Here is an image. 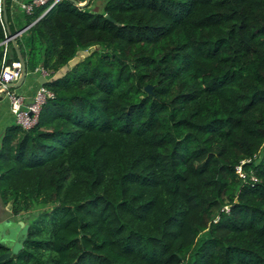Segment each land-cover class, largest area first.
I'll return each instance as SVG.
<instances>
[{
    "label": "trees",
    "instance_id": "obj_1",
    "mask_svg": "<svg viewBox=\"0 0 264 264\" xmlns=\"http://www.w3.org/2000/svg\"><path fill=\"white\" fill-rule=\"evenodd\" d=\"M76 2L15 30L5 0L12 34L34 22L27 72L90 52L0 136V201L26 216L0 264H264V0Z\"/></svg>",
    "mask_w": 264,
    "mask_h": 264
},
{
    "label": "built area",
    "instance_id": "obj_2",
    "mask_svg": "<svg viewBox=\"0 0 264 264\" xmlns=\"http://www.w3.org/2000/svg\"><path fill=\"white\" fill-rule=\"evenodd\" d=\"M59 1L60 0H12V5L13 7L22 10L28 15L32 14L36 8L43 6L45 9L40 16L42 17ZM4 7L5 0H0V21L3 26ZM20 34L21 32H18L13 36H9L7 33H5V38L1 42L4 48L2 55V66L0 69V96L7 98L9 102V111L14 118V122L22 129L28 130L38 123L42 106L47 101V99L54 97V93L44 84H39L33 95L28 98L25 94L17 93L12 87L8 86L9 83H15L18 80L22 70V63L19 60L12 61L10 64H5V58L9 51L8 43ZM26 75H40L48 79L52 76V72L42 65H38L33 71L27 72ZM256 154L257 155H254V158L264 155V145L260 147L259 153ZM249 161L250 159H243L240 161V163L235 167V172L243 180L246 179V176H248L250 181L256 182L257 177L253 170H250L249 173H246L242 167L243 164ZM224 208L228 209L227 206Z\"/></svg>",
    "mask_w": 264,
    "mask_h": 264
},
{
    "label": "rangeland",
    "instance_id": "obj_3",
    "mask_svg": "<svg viewBox=\"0 0 264 264\" xmlns=\"http://www.w3.org/2000/svg\"><path fill=\"white\" fill-rule=\"evenodd\" d=\"M101 1L102 0H98L99 5H102ZM22 15H23V12H21L17 8H15L14 12L12 10L10 12V16H11L10 18H12L14 22L16 23V25L12 24L15 30L19 29L25 22L24 21L25 17H23ZM38 55L39 54H36L37 59L39 58ZM27 70H29V68H27ZM13 89L17 93H23L20 86L18 88H13ZM10 211H11L10 204L3 206L0 201V241L4 243L5 245H9L10 251L17 252L22 247L21 237L24 236L23 232H25V226H24L25 220L24 219L26 218V216L24 215L22 217L23 219L20 217H15L11 215ZM41 211H43V209L35 210L33 212V217L38 216ZM19 220L20 222L23 223V225H20Z\"/></svg>",
    "mask_w": 264,
    "mask_h": 264
},
{
    "label": "water",
    "instance_id": "obj_4",
    "mask_svg": "<svg viewBox=\"0 0 264 264\" xmlns=\"http://www.w3.org/2000/svg\"><path fill=\"white\" fill-rule=\"evenodd\" d=\"M71 1L76 2L75 0H71ZM87 2H88V0H85L84 3H77V2H76V4H77L78 6L83 7V6H85V5L87 4ZM104 16H105L106 18H108V19H111L110 16L107 15V14H105ZM3 20H4V23H5V25H6V31H7V34H8L9 36H13V35H15L16 33H15V34H12V33L10 32V29H9V27H8V25H7V18H6L5 7H4V11H3ZM33 23H34V22H33ZM33 23H31V24H33ZM31 24H30V25H31ZM30 25H28L27 27H29ZM20 32H23V30H20ZM17 33H18V32H17ZM11 42H12V44H13V48L15 49V52H16V54H17V58H18V60L22 63V70H21V74H20V77L18 78V80H17L15 83H9L8 86H9V87H12V88H18L19 86L22 85V83H23V81H24V79H25V77H26L27 71H26V65H25L24 58H23V56H22V54H21V52H20V50H19V48H18V45H17L15 39H12ZM89 52H90V49H87V50H79V51L76 53V55H75L73 58H71V59H70V60H69L64 66H62V67H61V68H60V69H59L54 75H52V76H51L50 78H48V79H46V78H44V77L41 76V78H39V81H40L42 84H44V83H46V82H51V81H53V80H55V79H58V78L62 77V75H64V74L69 70L70 67L75 66V65L79 62V60H81L82 57L87 56ZM144 90H145L146 92H148V93H151V91H152V86L148 84V85H146V86L144 87ZM19 223H20V225H23V223L20 222V220H19ZM11 254H12V251H8V252H5V253L1 254V255H0V262H1L2 260H4L5 258L9 257Z\"/></svg>",
    "mask_w": 264,
    "mask_h": 264
},
{
    "label": "crops",
    "instance_id": "obj_5",
    "mask_svg": "<svg viewBox=\"0 0 264 264\" xmlns=\"http://www.w3.org/2000/svg\"><path fill=\"white\" fill-rule=\"evenodd\" d=\"M98 3V0H96ZM105 0H102L101 4H103ZM99 4V3H98ZM15 9H13L14 11ZM28 27H24L21 30L25 31ZM20 32V31H18ZM22 33V32H21ZM24 58V57H23ZM39 78H41L40 75H26L22 85L20 86V88L23 91V94H25L28 98H30L35 89L38 87L39 84H42L39 81ZM27 98V99H28ZM14 123V118L12 116V114L9 111V102L7 100V98H5L4 96H0V136L3 132V130L5 129V127L7 125H10Z\"/></svg>",
    "mask_w": 264,
    "mask_h": 264
}]
</instances>
